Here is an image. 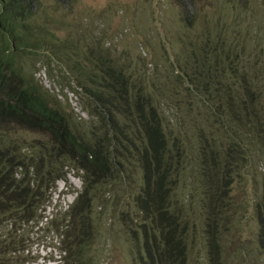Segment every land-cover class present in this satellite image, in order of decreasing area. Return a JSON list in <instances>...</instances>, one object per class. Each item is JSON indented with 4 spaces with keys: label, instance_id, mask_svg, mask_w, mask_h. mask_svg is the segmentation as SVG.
Returning <instances> with one entry per match:
<instances>
[{
    "label": "trees",
    "instance_id": "trees-1",
    "mask_svg": "<svg viewBox=\"0 0 264 264\" xmlns=\"http://www.w3.org/2000/svg\"><path fill=\"white\" fill-rule=\"evenodd\" d=\"M71 1L0 0V264H31V226L65 167L83 181L54 223L65 264H91L82 257L95 256L94 225L112 208L130 236L131 264H188L194 237L212 264H224V240L237 223L227 216L231 191L256 160L263 162L256 248L264 259V68L251 60L264 50L256 52L250 23L245 38L234 27L257 0H179L187 29H197L182 39L178 69L160 85L144 74L138 82L98 43L61 38L68 22L57 9ZM51 54L68 67L88 119L36 78V64Z\"/></svg>",
    "mask_w": 264,
    "mask_h": 264
},
{
    "label": "rangeland",
    "instance_id": "rangeland-1",
    "mask_svg": "<svg viewBox=\"0 0 264 264\" xmlns=\"http://www.w3.org/2000/svg\"><path fill=\"white\" fill-rule=\"evenodd\" d=\"M178 2L179 0H72L71 8L63 3L57 9L58 15L66 18L68 22L61 32V38L69 34L77 36L80 46L83 43H98L96 47L108 49L114 58H120L124 71L128 74L135 73L138 82H142L144 74L150 82L160 85L167 80L168 70L172 72L173 67L178 69L179 61L176 56L179 54L182 39L188 38L197 29H187L188 22H185L184 16L186 9L178 6ZM187 10L193 15L192 6L188 5ZM244 16L247 22L234 27L240 29L242 38H245L249 33L247 26L250 23V33L256 37L255 43L251 40L257 46L256 52L264 50V0H257V7H252L251 10L247 8ZM256 31L260 35H257ZM253 43L252 47L255 46ZM80 53L84 54L82 51ZM26 57L28 61L33 58L32 55ZM51 57L54 60L41 57L40 61V58L36 57L39 60L35 67L36 78L51 92L59 94V99L70 106L76 115L88 119L89 115L83 109L80 94L71 88L74 81L69 79L72 75L68 67L52 54ZM246 58L248 62L249 58ZM256 58L260 59V66L264 68V53L251 55L252 61ZM20 134L32 141L39 139L42 143L48 142L47 137L30 131H20ZM262 163L256 160L252 166L242 168L243 177L241 175L236 178L231 191L232 197L229 199L234 201V207L227 216H236L237 223L232 224V233L228 231L224 240V264H264V259L257 254L258 225L254 213L259 192L256 178L261 176ZM64 170L67 171L65 177L56 182L50 201L42 210L43 216L39 218V223L36 221L31 226L32 241L25 252L31 264H58L62 260L60 239L54 223L60 226L62 212L69 209L83 190L81 172L66 167ZM134 176L139 177L135 173ZM261 191L262 189L260 193ZM100 216V223L96 222L94 225L98 234L89 242L95 256L87 255L82 259L91 264H131L132 243L130 236L119 229L122 224L119 211L112 208ZM73 240L74 238L69 239V244ZM193 240L195 242L188 264H212L204 246L197 238L194 237Z\"/></svg>",
    "mask_w": 264,
    "mask_h": 264
},
{
    "label": "clouds",
    "instance_id": "clouds-1",
    "mask_svg": "<svg viewBox=\"0 0 264 264\" xmlns=\"http://www.w3.org/2000/svg\"><path fill=\"white\" fill-rule=\"evenodd\" d=\"M74 169V168H73ZM79 173H80V171H79ZM58 236H59V249H60V252L61 253H63V256H62V260H61V262L60 263H58V264H65L66 263V259H67V257H68V254H67V252L66 251H64L63 250V248L64 247H66V245L64 244V242H63V240H62V237L58 234Z\"/></svg>",
    "mask_w": 264,
    "mask_h": 264
}]
</instances>
